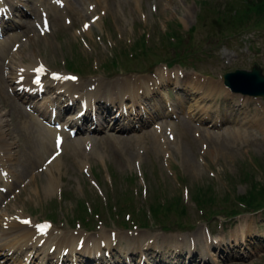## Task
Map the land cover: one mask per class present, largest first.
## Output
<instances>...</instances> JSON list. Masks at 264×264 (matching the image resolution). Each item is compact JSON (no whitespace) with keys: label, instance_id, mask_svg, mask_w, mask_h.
Returning a JSON list of instances; mask_svg holds the SVG:
<instances>
[{"label":"rangeland","instance_id":"374dc122","mask_svg":"<svg viewBox=\"0 0 264 264\" xmlns=\"http://www.w3.org/2000/svg\"><path fill=\"white\" fill-rule=\"evenodd\" d=\"M230 1L66 0L64 13L71 23L67 25L62 16L51 15L52 33L38 37L35 44L27 46L23 55L29 57L24 56L27 57L24 63L37 55L36 58L44 61L56 73L69 71L77 74L81 83L77 90L82 93L79 98L76 93L71 101V93L65 90L54 94L58 99L57 104L71 111L66 112L69 115L80 110V101H85L90 91L98 90L95 97L99 99L113 98L108 88V84L112 83L118 94L113 106L106 101H94V107L112 116L120 112L122 104H119V100L125 94L123 105L127 113L121 115V123L129 128L132 125L138 128L131 129L132 132L128 134H120L112 129L119 127V123L100 128L92 135L96 141L90 148L80 141L77 149L70 147L58 156L56 169L54 167L47 173L45 170L44 174L43 169L39 168L41 153L33 122L28 121L23 110L17 109L19 104L14 98L7 100L5 105L0 102V108L8 114V127L15 142V159L10 164L19 173L13 179L12 192L0 203L1 216L7 214V218L21 213L35 223L49 220L47 215L53 212L52 229L59 230L61 236L64 232L74 235L77 240L80 236L75 233H80L96 241L99 232L114 231L117 232L119 244L124 239L123 235L130 239L143 236L144 239L175 223L181 227L180 230L177 231L175 227V231L166 233L179 237V240L185 239L182 244L176 240L174 244L181 245L170 247L161 237L158 243L163 247L160 250L150 248L155 254L159 252L158 258L164 261H171L169 256H174L183 257L181 264H264V208L254 213H249L248 208H241L240 216L234 221L224 219L221 209L223 205V208L232 210V203H236L238 196L254 195L258 198L260 192L264 193V98L244 100L245 97L226 90L222 92L215 84L222 83L220 78L224 73L236 69L249 70L253 62H258L264 73V8L245 7L248 0H233L236 2L234 6L240 8L237 9L239 16L246 18L237 21L236 28L228 30L226 27L224 31L217 32L210 24L211 19L219 20L225 13L231 12L232 8L227 7ZM83 23L90 26L82 28ZM202 23H205L203 27ZM191 28L193 40L189 41L187 34ZM168 42L176 46L182 43L179 47L185 49L181 56L185 65L164 69L165 65L159 64L142 72L134 70H142L156 59L173 53V49H168ZM145 45L149 50L148 55L137 59L134 46L139 50ZM32 50L36 55L29 54ZM150 52H154V55H150ZM16 54H19L18 51L11 55ZM114 54L119 55L118 62L123 69H133L134 72L116 74L112 70L103 71L105 66L112 68L110 60ZM17 56V61L23 59ZM69 61L82 63L83 69L69 70ZM0 78L5 80L1 67ZM149 78L156 80L159 89L152 90L151 87L150 93L145 92L139 100L133 101L135 104L130 102L124 84L131 83L134 87L135 83L140 82L138 79L144 82ZM192 81H198L201 90L197 91L190 84ZM8 86L10 84L5 80L1 86L5 88L2 90L3 96ZM141 87L144 91L143 85ZM53 92L54 89L48 90V94ZM65 102H72V106L67 107ZM164 102L178 118L172 122L173 141L167 139L165 127L157 133L158 137H162L161 143L157 139L154 141L151 138L154 134V130L151 131L153 122L143 126L127 125L136 122L138 117L151 122L149 110L155 105L160 109L157 122L159 117L166 115ZM85 115L88 119L89 113ZM91 123L88 122L86 126L91 127ZM93 123H97L96 117ZM162 123L159 120L158 125ZM148 131L152 133L146 135ZM135 134L143 137V149L135 147L132 141ZM21 141H24L23 145ZM166 141L171 144H163ZM51 151L44 157L49 156ZM136 153L140 155L139 161L133 156ZM136 162L142 176L136 174ZM0 164L4 165L3 158H0ZM51 175L57 180V189L49 183ZM81 200L92 210L90 214H85V209L89 211L87 207H78ZM104 202L109 207L120 206L121 202L128 206L120 211L114 208L110 210L108 206H103ZM133 210L138 211L137 216ZM147 211L153 215L152 218H160V223L165 226L160 229L152 227L149 231L137 227L129 231L118 227L122 220L127 221L126 214H129L130 220L137 222L136 219L143 218L141 216ZM212 213L218 216H212ZM208 217H211L210 221H207ZM187 237L192 238L190 244ZM146 244L151 245L152 239ZM64 248L69 249L68 246ZM72 251L73 257L69 249L65 256L59 253V258L65 259L68 264H87L91 261L85 262L82 250ZM100 251L101 259L93 258L95 262L90 264L123 260L118 249L111 252L113 260L103 259V248ZM27 252H21L20 260L27 256ZM150 253L147 255L144 252L148 264L154 260V252ZM49 254L53 255L54 250ZM138 255L141 256L140 253ZM72 259L77 262H70ZM35 260H32V264H37ZM134 261L138 263L139 258L135 257Z\"/></svg>","mask_w":264,"mask_h":264},{"label":"bare ground","instance_id":"6f19581e","mask_svg":"<svg viewBox=\"0 0 264 264\" xmlns=\"http://www.w3.org/2000/svg\"><path fill=\"white\" fill-rule=\"evenodd\" d=\"M86 14V13H85ZM85 16V15H84ZM92 18V17H91ZM94 19V18H93ZM88 33V32H87ZM46 40V39H45ZM33 42V40H29V43ZM25 46V44L23 45ZM18 51V50H17ZM17 55H19V57H21L22 55L19 53V54H16V55H11L10 53L7 52V48L5 46L1 47L0 48V58L4 57V59H8V61L10 60V62H8L7 64H5V66L7 67V73H8V78H10V81L12 82V80H16V76L18 75H24L25 79L22 81V79H18L15 84H19V83H24V84H28V83H34V78L39 76V73H38V68L35 69V71L33 72V69L34 67L36 66L37 62H35V56L32 57L33 59H31L29 62H23V59H20L19 61L16 60V57H18ZM12 59V60H11ZM6 61V60H5ZM15 61H17L18 63H15ZM44 63L43 62H39L38 65H41ZM46 73L49 72V68H46L45 67V70H44ZM15 76V77H14ZM13 77L15 79H13ZM40 80H43L44 84L47 83L46 80H44V77H41L39 79ZM137 81H140L142 85L145 84V82H143L142 80H137ZM79 83V81H77ZM133 82V81H132ZM139 82V83H140ZM198 82V81H197ZM98 84H101V83H98ZM140 84V85H141ZM200 84V83H199ZM209 85L213 86L211 83H209ZM122 86V85H121ZM192 86H194V88H196V86L194 84H192ZM221 90V91H224L223 89H221L220 85H217ZM16 87V85H15ZM108 88L109 90L112 89V95L115 96V90H114V86L112 83L108 84ZM142 87L141 86H137L136 87V91L141 89ZM199 88V87H198ZM201 90V89H200ZM98 90H96L95 92L92 93V95H95V94H98L97 92ZM97 92V93H96ZM145 92L148 94L149 93V88L147 86H145ZM88 93V92H87ZM130 95L133 99H137V96H134V92H133V89L131 90L130 92ZM244 100H248L247 98ZM49 106H52L50 102H47L45 104H41L39 105L37 108H36V113L39 117H44V110H47V108ZM153 111H158V109H153ZM6 112L1 110L0 108V151H2L4 148L8 151H12V149H9L10 147L13 146V142H11V140L8 138V134L7 132L9 133L10 137L12 138L13 140V137H12V133H11V130L10 128L8 127V124H7V119H6ZM236 116V115H235ZM25 119V118H24ZM31 120L32 121H35L36 123H38L36 121V118L34 116H31ZM21 121V120H20ZM30 121V120H28ZM31 121V122H32ZM25 123V122H24ZM33 125V124H32ZM39 125V124H38ZM40 126V125H39ZM41 127V126H40ZM43 129V127H41ZM23 129V127H22ZM32 128H30L31 130ZM45 134H46V142H42L41 143V154L39 156V160L41 161L42 157L47 154L46 152L52 148L53 149V146H52V143L50 141V137L48 136L49 135V132L52 131L54 134L53 136L55 135L56 138H58L59 141L62 140L63 137H65V135L63 133H60V132H55L54 130H42ZM35 132V131H34ZM28 134V133H27ZM29 135V134H28ZM28 137V136H27ZM143 138V137H142ZM162 138V137H161ZM88 142V141H87ZM65 145V142H63V146ZM143 145V144H142ZM8 147V148H7ZM68 147H74V149L78 148V144L76 142H70L68 144ZM142 147V146H141ZM143 149V148H141ZM17 154V153H16ZM4 158H6V160H10L11 159V155L9 153H6V156L3 157V161H4ZM59 158L56 160H53L51 162V164L46 168V173L48 170H53L55 166H58L57 164L59 163L58 162ZM0 166H4V165H1ZM59 168V167H58ZM56 169V167H55ZM3 170H5L3 168ZM7 177H10V173L8 172V176ZM49 183L54 187L56 188L58 183H57V180L54 179L52 177V175L49 177ZM57 189V188H56ZM1 215V214H0ZM7 214H3L2 216H0V249H2L5 245H9L8 247V250H23V249H26V248H30V250L32 249H35L38 251L39 248H37V244L39 243V241L42 239L40 238L41 236H44L46 234H48V231L49 230H46V231H43V232H40L38 231L36 228H34V231L32 230L33 229V226L32 224L30 223L29 225H22V222L21 224L17 223L13 218H8L6 219L4 216H6ZM10 217H13V216H10ZM19 218L23 219V217L21 216H18ZM3 221H6V226L7 228H5L4 226H2V222ZM54 234H53V231L50 229V232L48 234V238L46 239V241H51V245H56V248L59 246L60 248L62 247H66L65 245L66 244H72L74 243V241L76 240V237L74 235H66V234H62V236H59V237H52ZM84 236V238H87L86 235H82ZM82 236H80L79 238H81ZM99 236H101V238L97 239V241L99 242L100 240H102L103 238L107 237V234L105 233V231H101L99 232ZM34 237L35 238H38L34 241ZM170 238H172L173 240H175V238L170 235ZM66 239V243H65V240ZM88 239V238H87ZM125 239H129L128 237H125ZM143 241V236H140V237H136L134 239H131L129 242H127L125 244V247L122 248L121 246H115L114 249H118L122 255L124 257H128V258H132L135 256L134 253H136V255L139 253L137 251V249L135 248H139L140 246V243ZM88 242H92V240L88 239ZM65 243V244H64ZM112 244L111 241H108L107 242V245L106 247H110ZM180 246V245H178ZM85 248H88V247H85ZM135 249V250H134ZM154 249H158L160 250L159 248H154ZM73 248H71V251L70 252H73L72 251ZM98 251V250H97ZM138 252V253H137ZM59 254V252L57 253ZM79 254V253H78ZM159 255V252L156 254V257H158ZM37 257L38 259L40 257V253L37 252L36 255H34L33 257ZM155 261H161V257L158 258V259H154Z\"/></svg>","mask_w":264,"mask_h":264},{"label":"trees","instance_id":"16d2710c","mask_svg":"<svg viewBox=\"0 0 264 264\" xmlns=\"http://www.w3.org/2000/svg\"><path fill=\"white\" fill-rule=\"evenodd\" d=\"M242 1H244V0H242ZM255 2H256V0H248V2L245 4V7L246 6L252 7L253 6V7H262V8H264V0H260L259 2H256L257 5L255 4ZM235 3L236 2H233V0L228 3L227 7H231L232 10H231V12L225 13L226 15L224 17L221 16L219 18V20L218 19H216V20L215 19L214 20L211 19V23L210 24L212 25L213 28L217 29L215 31L222 32V31H224V28H226V27L228 28V30L236 28L237 27V21H240V19L244 20L246 18V17L239 16V13L237 12V9H240V8L235 7L234 6ZM242 3H243V7H244V2H242ZM204 20H206L205 23H207L208 18H206V16H205ZM205 23H202V27L205 25ZM192 28L189 30V32L187 34L188 37H189V41L193 40V38H192V33H193ZM196 30H197V28H195V32H196ZM181 42H182V40H181ZM181 42L178 43V46H176V44H173L172 42H168V44H169L168 49L169 48L173 49L174 50V52H173L174 54L171 53L169 56H167L168 54L166 56L164 55V59L158 58V59H156V61L157 60L158 61H166V62H169V63L182 62L181 61V58H182L181 56H182V52L185 49L183 47H179V46L182 45ZM141 47H143V46H141ZM136 49H137V47L134 46V52H135V56H136L137 59L144 58L149 53L148 52L149 50H148V48H146V45H145L144 48H141L139 50H136ZM150 55H154V52H150ZM129 61H130V59H129ZM112 63H113V69H115V70H119L118 69L119 66L122 67V65H119L118 58H114ZM154 63H156V62L154 61ZM151 64H153V63H151ZM252 194H255V193H252ZM121 204H123V202H121ZM232 205L234 207L232 209V213L233 214H240L241 213L240 212L241 208H248V209H250L249 211H258V210L264 208V193L261 194V192H260L258 198H255L254 195H247L246 197L238 196L236 198V203H232ZM221 207H223V205H221ZM167 210L170 211V208H167Z\"/></svg>","mask_w":264,"mask_h":264},{"label":"water","instance_id":"95a60500","mask_svg":"<svg viewBox=\"0 0 264 264\" xmlns=\"http://www.w3.org/2000/svg\"><path fill=\"white\" fill-rule=\"evenodd\" d=\"M222 78L224 85L234 93L249 97L264 96V75L257 63L253 64L251 71L236 70Z\"/></svg>","mask_w":264,"mask_h":264},{"label":"snow or ice","instance_id":"6c2138e0","mask_svg":"<svg viewBox=\"0 0 264 264\" xmlns=\"http://www.w3.org/2000/svg\"><path fill=\"white\" fill-rule=\"evenodd\" d=\"M46 227V226H45Z\"/></svg>","mask_w":264,"mask_h":264}]
</instances>
